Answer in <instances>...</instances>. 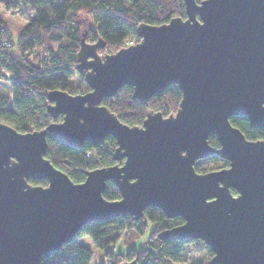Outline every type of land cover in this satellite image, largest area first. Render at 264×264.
Returning <instances> with one entry per match:
<instances>
[{
	"label": "water",
	"instance_id": "95a60500",
	"mask_svg": "<svg viewBox=\"0 0 264 264\" xmlns=\"http://www.w3.org/2000/svg\"><path fill=\"white\" fill-rule=\"evenodd\" d=\"M183 1L185 19L141 22L140 40L116 52L101 55L99 42L82 40L76 68L90 89L48 93V111L62 121L25 133L0 122V264H40L83 226L139 219L147 207L182 217L163 236L202 240L213 264H264V139H248L230 120L247 116L251 127L264 126V0ZM171 83L182 91L176 113L150 111L142 126L102 104L123 85L147 101ZM48 135L76 147L112 136L122 163L74 182L45 156ZM215 154L229 165L196 170ZM109 180L119 199L104 197Z\"/></svg>",
	"mask_w": 264,
	"mask_h": 264
},
{
	"label": "trees",
	"instance_id": "16d2710c",
	"mask_svg": "<svg viewBox=\"0 0 264 264\" xmlns=\"http://www.w3.org/2000/svg\"><path fill=\"white\" fill-rule=\"evenodd\" d=\"M18 4L22 12L34 15L19 33L16 42L9 27L0 18V82L7 79L10 88L7 95L0 93V122L23 133L40 130L63 119L62 114L54 116L48 111V93L51 90L78 94L90 89L85 81L86 71L76 68L82 40L99 42L98 53L105 55L129 45L131 41L138 42L137 27L141 22L160 25L173 17L185 19L187 16L183 0H18ZM81 14L91 16L94 26L83 28L79 19ZM75 73L81 78L83 86L75 87L69 82L70 76ZM181 97L182 91L176 83H171L147 101L135 98L133 87L123 85L115 95L105 97L102 104L123 123L142 126L150 111H160L164 116L176 113ZM230 120L248 139H264V126L251 127L247 116H232ZM47 141L45 156L74 182L85 180L87 170L122 163L113 158L118 143L112 136L98 145L86 141L80 147L51 135L47 136ZM209 142L214 147L220 146L215 135L209 137ZM218 161L223 163L219 167L204 166L206 162ZM228 165L226 159L215 154L199 159L195 168L198 172H207ZM29 182L34 185L48 183L46 179H30ZM103 195L109 200L121 197L118 187L110 180ZM148 221L155 223V227L147 238L146 247L130 248L125 255L110 250L124 232H142L147 228ZM183 222L182 217H168L158 207H147L144 216L139 219L126 215L93 221L83 226L73 241L44 256L40 264H91L93 252L80 242L83 236L90 237L93 246L105 254L96 264H120L132 260L138 264H172L179 260L185 247L195 241L205 247L210 256L207 262L193 264H213L211 256L214 253L202 240L163 236L165 230ZM114 257L118 261L109 263Z\"/></svg>",
	"mask_w": 264,
	"mask_h": 264
},
{
	"label": "rangeland",
	"instance_id": "374dc122",
	"mask_svg": "<svg viewBox=\"0 0 264 264\" xmlns=\"http://www.w3.org/2000/svg\"><path fill=\"white\" fill-rule=\"evenodd\" d=\"M33 15L34 14L32 12L30 13L22 12L18 4V0H6V6L3 8H0V18L9 27L12 33V38L15 42L17 41L19 33L30 22ZM79 19L83 23V28H90L94 26V20L91 16L81 14L79 16ZM69 82L75 87L83 86L81 82V78L78 76L77 73L70 76ZM9 90H10L9 81L7 79H3L0 82V93L7 95L9 93ZM222 164L223 163L221 161L206 162L204 166H208V167L218 166L219 167ZM154 227H155V223L148 221L147 228L144 229L142 232H136L134 230H129V231L124 232L120 240L115 245L110 247L111 248L110 250H114L116 253L125 255L127 250H129L130 248L142 249L146 247L147 238L149 237ZM80 242L83 245L91 248L93 252V258H92L91 264H96L99 261V259H102V257L105 255L102 251H100L99 249L93 246L90 237L83 236L80 239ZM194 249H198V250H194ZM209 256L210 255L207 249L199 245V242L195 241V242L188 244L185 247V250L183 251L179 260L176 262H173L172 264H193L198 261L207 262L209 260ZM116 258L117 257H114V259ZM112 259H110L111 262H112ZM119 259H121V256H119Z\"/></svg>",
	"mask_w": 264,
	"mask_h": 264
},
{
	"label": "snow or ice",
	"instance_id": "6c2138e0",
	"mask_svg": "<svg viewBox=\"0 0 264 264\" xmlns=\"http://www.w3.org/2000/svg\"><path fill=\"white\" fill-rule=\"evenodd\" d=\"M6 6V0H0V8H3Z\"/></svg>",
	"mask_w": 264,
	"mask_h": 264
},
{
	"label": "built area",
	"instance_id": "2783aa9c",
	"mask_svg": "<svg viewBox=\"0 0 264 264\" xmlns=\"http://www.w3.org/2000/svg\"><path fill=\"white\" fill-rule=\"evenodd\" d=\"M133 43H134V42H133V41H131L129 44H133ZM116 260H117V258H116V259H114V258H113V259H112V262H113V261H116ZM112 262H111V261H109V263H112Z\"/></svg>",
	"mask_w": 264,
	"mask_h": 264
}]
</instances>
